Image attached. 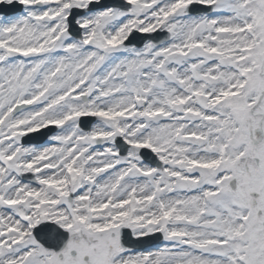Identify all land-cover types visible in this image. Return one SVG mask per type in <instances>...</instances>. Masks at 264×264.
Here are the masks:
<instances>
[{"label": "snow or ice", "instance_id": "snow-or-ice-1", "mask_svg": "<svg viewBox=\"0 0 264 264\" xmlns=\"http://www.w3.org/2000/svg\"><path fill=\"white\" fill-rule=\"evenodd\" d=\"M0 264H264V0H0Z\"/></svg>", "mask_w": 264, "mask_h": 264}]
</instances>
